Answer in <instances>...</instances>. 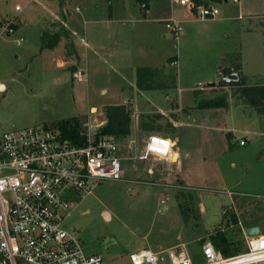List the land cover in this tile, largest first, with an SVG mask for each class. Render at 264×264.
<instances>
[{
  "label": "rangeland",
  "instance_id": "1",
  "mask_svg": "<svg viewBox=\"0 0 264 264\" xmlns=\"http://www.w3.org/2000/svg\"><path fill=\"white\" fill-rule=\"evenodd\" d=\"M89 1L92 6L99 0ZM119 3H127L136 16H140L141 0H120ZM259 3L264 9V0ZM52 4L56 5L52 6L46 0H0V83L5 87L0 91V136L33 126H60L74 117L80 119L82 128L94 119V109L104 115L102 104L105 102L131 106L122 100L133 95V89L128 87L120 94L118 86L130 84L133 79L135 82V70H125L126 83L121 76L111 72L110 75H97L89 74L87 70L88 78L80 82L71 70L72 64L60 65L58 72L52 63L53 55L60 56L59 62L64 60V55L66 58L73 55L65 46L67 41L41 55L43 20L51 18L43 23L42 29L62 36L66 33L58 20L52 18L59 12V4ZM77 4L81 6L82 14L97 9H87L84 0H80L72 1L73 12ZM150 4V18L168 16L172 9L177 13L183 8L185 14L189 12L187 7L175 1L171 8V0H150ZM18 6L21 12L16 10ZM216 6L222 16H235L236 19L231 22L186 21L181 24L184 31L178 38L168 30L167 23L134 24L149 26L162 38V42L155 43L147 53L132 47L133 50L123 58L127 65L164 70L161 85L167 88L163 90L170 98L160 92L157 96L160 108L168 110L171 105L174 110L178 107L174 101L178 100H183L184 106H191L195 88H199V103L219 99L225 101L227 107L219 112L192 110L189 120L184 111L180 112L176 139L184 161L180 170L177 167L168 169L162 163L143 161L134 165L128 161L124 164L122 181L103 182L96 186L91 196L81 200L71 213L66 228L77 233L86 254L100 255L103 264H130V256L136 252L144 249L161 252L179 244L187 245L194 264H201L204 262L202 245L217 231H224L233 243L232 253L238 254L248 250L242 230L246 229V222L256 221L264 230V115L241 96V86L232 85L240 84L242 78L238 83L224 84L225 87L220 84V73L240 60L244 62L243 74H251L249 79L244 78L245 83L264 84V31H261L264 15L256 17L249 27L252 31L240 35L239 27L248 24L249 15L242 13L244 19L239 20V5L225 0ZM98 7L101 9V5ZM59 15L61 19L65 18L63 6ZM10 22L19 26L12 35L4 32ZM228 30L231 35L227 34ZM21 39L23 43L18 46L16 41ZM240 44L243 47L239 51ZM171 57H178V66L170 65ZM65 74V80L57 81ZM172 78H178V87ZM210 84L216 86L210 88ZM104 85L109 88V94H101ZM167 116H173L171 110ZM154 117L164 116L154 114ZM145 118L153 116H143V120ZM151 121L147 123H153ZM154 124L161 134H173L168 118ZM230 131L235 136L231 142ZM136 140V147L127 155L129 158L134 152L141 151V142ZM242 140L246 141L245 146L240 145ZM171 159L178 161L180 153L175 152ZM164 196L171 198L166 209L160 205ZM181 208L189 216L188 223L184 221ZM232 212L240 221L238 225L229 220ZM108 239L113 241H109L104 250Z\"/></svg>",
  "mask_w": 264,
  "mask_h": 264
},
{
  "label": "built area",
  "instance_id": "2",
  "mask_svg": "<svg viewBox=\"0 0 264 264\" xmlns=\"http://www.w3.org/2000/svg\"><path fill=\"white\" fill-rule=\"evenodd\" d=\"M177 3L202 21L221 15L216 4L198 6L194 0ZM141 7L147 6L144 3ZM16 10L20 12L21 8ZM181 24L172 17L167 28L178 38L183 30ZM15 26V22L8 23L4 32L14 34ZM178 65L172 62V66ZM76 77L82 80L81 74ZM97 111H92L94 119L81 128L78 141L66 137L57 125L11 130L0 136V264H103L100 255L86 254L77 233L66 228L71 213L99 184L122 181L128 161L134 165L150 161L168 169L175 167L171 158L176 145L168 136L158 132L148 135L141 143V151L129 158L136 138L100 134L108 121ZM240 145L245 146L246 141ZM170 200L164 196L160 205L166 209ZM244 235L248 250L232 257H225L211 240H205L201 264H264V234L253 238L245 232ZM130 264L194 261L187 245L179 244L161 252H136L130 256Z\"/></svg>",
  "mask_w": 264,
  "mask_h": 264
},
{
  "label": "crops",
  "instance_id": "3",
  "mask_svg": "<svg viewBox=\"0 0 264 264\" xmlns=\"http://www.w3.org/2000/svg\"><path fill=\"white\" fill-rule=\"evenodd\" d=\"M37 1V0H32ZM53 1V2H52ZM72 1H80V0H46V3H51L52 6H55L56 4L52 3H58L59 4V12L61 11V6H63V11L65 14V18L61 19L62 16L59 15V12L56 13V15L53 14V20L57 19L59 22V25L65 29V34L62 36L60 43L61 45L64 42L67 49L71 50L72 56H66L64 55L62 62H59L60 56L53 55L52 57V63L55 64L56 71H60V65L63 64H72L73 72L75 74H81L82 80L78 79L80 82H84L85 78L87 77L86 70L91 73L95 74H105L110 75L111 73L114 75H118L122 77V80L124 83L127 81V76L125 74L126 69H131L132 72L135 70V82L134 79L130 80V84L126 83L125 86H118L120 88V94H123L126 92V89L129 87L133 89V95L127 96L126 100H122V102H129L131 104L132 108L134 109V114L132 115V128H131V135L127 137L128 140L133 139L134 137L138 138L139 142H143L146 137L152 133H157L156 131L149 132L145 131L141 128L142 122H149V120H152L149 123L150 126L156 127L154 122L158 120H162L165 117L169 119L170 123L173 127V134L166 135L168 136L176 145L175 152H179L181 155V165L183 166L184 161L181 153V149L179 148V143L176 140L178 137V131L180 126V112L184 111L188 116L187 119H190V113L192 110H200L197 108L199 104V96L200 93H193L194 95V101L191 106H184L183 100H178L177 102L174 101L178 107H176L174 110L171 109V105L168 108V110H164L163 108H160L157 105V96L161 94L160 92H163L166 97H169L170 94H168L166 91L167 88L163 89H156V90H140L137 87V71L141 68H152V69H160L156 67H150V66H137L135 65H127L125 64V61L123 58L126 54H129L133 48L137 47L140 51L142 50L144 53H147L146 51H149L151 48L154 47L155 43L162 42L161 35L159 36L156 34L155 29H152L149 26L141 25L137 26L134 24H137L140 22L141 24H146L152 21L160 22V23H167L168 19L174 18L176 20L181 21V23H184L187 21L197 22L199 19L192 16L190 12H186L183 8L182 12L177 13L174 12L172 9L167 15L162 18H150L148 17V13L151 11V4L150 0H146L144 3L146 4L145 9H141L140 16H136V14L133 12V10L130 8V6L125 5V3H119L118 0H99L96 1L95 4L92 3V6L90 5L89 0H84V4H86L88 8H94L97 9L93 10H87L86 13L82 14V8L79 4L75 7V12L71 9V3ZM177 2V0H171V8L173 5V2ZM227 3L230 2L229 0H225ZM93 2V1H92ZM102 2V3H101ZM260 0H252L250 2L249 0H241L239 5V20H242L243 16L242 13H246L249 15L248 24L246 25H240L238 33H243L244 31H252L249 27L252 25V23H255L256 17H260L261 15H264L263 13H260L259 11L264 10L262 9V5L259 3ZM143 3V4H144ZM98 5H101V9H99ZM142 5V4H141ZM142 8V7H141ZM144 10V11H143ZM22 11V9H21ZM20 11V12H21ZM177 16V17H176ZM183 16H186V19H183ZM242 17V18H241ZM264 17H261L263 19ZM51 18H47L43 20L40 27V39L42 36V32L48 29H42L43 23L46 20H49ZM236 19L235 16H222V13L218 19L219 21H229ZM244 19V18H243ZM185 20V21H184ZM202 21V20H201ZM207 21V20H205ZM247 22V21H246ZM138 23V24H140ZM17 28L19 27L16 25ZM59 26V27H60ZM44 28V27H43ZM264 31V26L261 27ZM49 31V30H48ZM184 31V29H183ZM228 35H231L229 30L227 31ZM65 38V39H64ZM21 42V45L23 43V39L18 40ZM20 45V46H21ZM67 45H69L67 47ZM57 46V47H58ZM56 47V48H57ZM243 45L240 44L239 51L242 50ZM262 47V45H261ZM55 48V49H56ZM254 48H257L255 46ZM264 48V46L262 47ZM53 49V50H55ZM65 50V48H64ZM49 50H41V55L43 56V52H47ZM84 54V56H83ZM238 55L242 56V54ZM74 59V60H73ZM170 65H172L173 61L178 62V57H171L169 60ZM179 64V62H178ZM237 68L239 70H237ZM226 69H231V71H239L240 78H246L249 79V75H244V62L242 60L233 62L232 65L226 66ZM111 72V73H110ZM164 72V70H163ZM73 73V74H74ZM220 73V72H219ZM223 73V72H222ZM222 75L220 73V77L222 78ZM67 78V75H61V77L58 78L59 80H65ZM88 78V77H87ZM76 79V78H75ZM84 80V81H83ZM179 81L178 78L175 80V85L178 87ZM0 85H2L0 83ZM199 88L193 89V92H198ZM170 91V90H169ZM180 91V90H179ZM101 94H109V88L104 85L101 86L100 89ZM116 92V91H115ZM114 92V93H115ZM166 92V93H165ZM181 93V91H180ZM131 94V93H130ZM130 97V98H129ZM170 98V97H169ZM172 102V101H171ZM170 102V103H171ZM121 103V102H120ZM115 103V104H120ZM104 107L105 105H109V103L105 102L102 104ZM172 111V117L167 116V113L169 111ZM167 113H166V112ZM200 111H210V112H219L221 109H213V110H200ZM154 114L164 116L160 119H157L154 117ZM143 116H153L151 119H144ZM229 131V129H226V131ZM231 132V131H230ZM159 133V132H158ZM233 131L231 132V134ZM233 140L235 138L234 133ZM188 156V153L186 154V157ZM260 227V226H259ZM262 234L264 233V230L262 227H260Z\"/></svg>",
  "mask_w": 264,
  "mask_h": 264
},
{
  "label": "trees",
  "instance_id": "4",
  "mask_svg": "<svg viewBox=\"0 0 264 264\" xmlns=\"http://www.w3.org/2000/svg\"><path fill=\"white\" fill-rule=\"evenodd\" d=\"M146 0H141L144 3ZM196 5L208 6L210 4L222 3L223 0H194ZM141 3V4H142ZM14 28H17L15 26ZM62 35L60 33H51L48 30L42 32L41 36V50H53L60 43ZM237 70H239L237 68ZM164 74L162 69H152V68H141L137 71V87L140 90H156L164 89L166 87L161 85V77ZM173 79V78H172ZM175 80V79H173ZM174 82V81H173ZM244 78H242L240 84H232L234 86H241L240 94L248 103L256 108L260 115H264V84L249 85L245 83ZM175 83V82H174ZM221 84V83H220ZM175 86V85H174ZM215 84H210L208 87L213 88ZM221 86L225 87L226 85L222 84ZM198 92H195V94ZM227 103L223 100L214 99V100H202L197 108L200 110H213L226 108ZM104 115L107 119V124L100 129V134L102 135H114L118 138H126L131 135L132 128V115L133 111L130 105L125 103L120 104H109L104 107ZM151 118V116H149ZM146 119V118H145ZM64 135L68 138L78 141L80 138L81 131V121L79 118L74 117L63 121L60 124ZM141 128L149 132H159V127L150 126L147 122L141 123ZM161 133V132H159ZM230 142L233 139L231 133L228 134ZM185 197V195H184ZM192 198V196L190 195ZM181 213L183 215L185 223H188L189 216L186 214L184 208H181ZM233 224L238 225L240 223L234 212L231 213L230 219ZM260 226L258 222L253 221L245 223V227H256ZM264 234V233H263ZM211 241L214 244L215 248L223 253L225 257H232L237 254L232 253V245L224 231L219 230L211 236ZM239 254V253H238Z\"/></svg>",
  "mask_w": 264,
  "mask_h": 264
},
{
  "label": "water",
  "instance_id": "5",
  "mask_svg": "<svg viewBox=\"0 0 264 264\" xmlns=\"http://www.w3.org/2000/svg\"><path fill=\"white\" fill-rule=\"evenodd\" d=\"M222 74L223 75L221 79V84L238 83L241 80L239 71H231V69H226L223 71ZM4 89H5L4 85H0V91ZM173 162H174L175 167H177V169L180 170L181 159H179L178 161L174 160ZM244 232L248 238H253V237H258V236L263 235L259 226L246 228L244 229ZM109 241H113V240L108 239L106 241L105 243L106 246L104 247V250H106L107 247L109 246L108 245Z\"/></svg>",
  "mask_w": 264,
  "mask_h": 264
},
{
  "label": "bare ground",
  "instance_id": "6",
  "mask_svg": "<svg viewBox=\"0 0 264 264\" xmlns=\"http://www.w3.org/2000/svg\"><path fill=\"white\" fill-rule=\"evenodd\" d=\"M3 91V90H2ZM173 161V160H172ZM108 216V215H107ZM109 217V216H108Z\"/></svg>",
  "mask_w": 264,
  "mask_h": 264
}]
</instances>
